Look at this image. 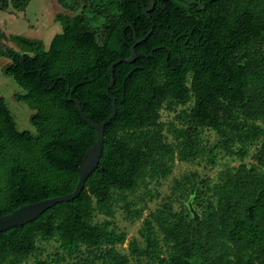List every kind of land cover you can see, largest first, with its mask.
Masks as SVG:
<instances>
[{
  "label": "trees",
  "instance_id": "16d2710c",
  "mask_svg": "<svg viewBox=\"0 0 264 264\" xmlns=\"http://www.w3.org/2000/svg\"><path fill=\"white\" fill-rule=\"evenodd\" d=\"M57 2L73 15L55 14L61 33L47 49L21 35L8 36L18 50L0 46V57L9 60L2 74L23 91L15 100L34 111L29 124L35 129L19 132L0 98V217L73 192L96 141L75 102L89 123L104 122L112 109L108 67L128 59L130 47L150 35L135 48L133 64L113 70L116 116L104 128L102 155L84 189L0 233V264H23L38 252V242L52 240L69 258L84 248L87 255L76 264H128L113 249L126 241L112 228L117 200L128 212L126 194L147 177L168 175L175 154L179 161L208 156L214 165V150L243 158L254 145L256 165L229 169L211 187L204 179L203 190L192 185L191 199L205 195L196 203L202 209L197 220L188 205V215L164 205L143 221L144 247L128 244L132 255L152 264H264V56L247 50L264 44V0H153L147 16L142 10L149 0ZM8 4L21 11L28 0H0V10ZM178 107L176 119L185 126L165 129L161 111ZM205 130L218 137L213 148L201 143ZM94 212L109 220L94 223Z\"/></svg>",
  "mask_w": 264,
  "mask_h": 264
},
{
  "label": "rangeland",
  "instance_id": "374dc122",
  "mask_svg": "<svg viewBox=\"0 0 264 264\" xmlns=\"http://www.w3.org/2000/svg\"><path fill=\"white\" fill-rule=\"evenodd\" d=\"M69 1V0H68ZM57 13L73 15L72 12L62 9L57 0H28L25 9L19 11L13 5L8 4L5 10H0V33L3 39L0 41L2 48H18L8 40L10 35H21L30 39L41 40L44 47L47 49L53 36L61 33V26L54 22V16ZM86 16H90L88 13ZM249 51H256L264 56V44L253 43L247 47ZM9 60L0 57V98H3L7 108L9 109L16 129L19 132L29 131L35 134V129L29 124V117L34 113L25 104L15 100L16 94H22V90L9 77L2 74V68ZM181 110L176 108L173 112L166 110L161 111V123L166 128L185 126L181 121L176 119V115ZM164 129V136L167 143H175L170 133ZM218 141V137L211 131L205 130L202 134L201 143L207 148H213ZM258 145L249 147L245 157L237 158L223 154V152L214 150L216 157L215 164L208 163V156H198L192 161H179L176 154L171 163L170 173L164 178L158 177L157 180L146 178L144 183L132 193H127L126 197L129 202V211L126 212L124 203L116 201L114 203V217L112 228L117 233H123L126 236V241L122 245H115L113 249L128 258V264H152V261L147 257H136L129 250V242L135 241L140 248L144 247V242L140 238L139 232L143 226V221L149 219L150 215L157 210L162 209L164 205L172 207L174 213H183L188 215V207L190 204L192 209L199 214L201 207L196 204H203L205 195H202L201 200L194 201L190 197L191 187L193 184L198 189H202V180H207L211 187L219 183L224 172L231 169H236L240 165L247 168L256 165L254 154ZM261 170V169H260ZM191 215V214H190ZM109 220L103 215L94 212L93 222L101 223ZM159 246L162 250V255L167 256L168 249L162 242V234L159 229L154 226ZM38 252L31 256L23 264H34L37 260L53 261V264H76L87 255L84 248H81V253L78 257H67L59 249V243L52 240L48 243L38 242ZM109 249V247L107 248ZM95 264H102L98 260Z\"/></svg>",
  "mask_w": 264,
  "mask_h": 264
},
{
  "label": "water",
  "instance_id": "95a60500",
  "mask_svg": "<svg viewBox=\"0 0 264 264\" xmlns=\"http://www.w3.org/2000/svg\"><path fill=\"white\" fill-rule=\"evenodd\" d=\"M152 1L153 0H149L150 8H143L142 13L144 16H147L148 13L152 12L153 10ZM149 35L150 33H148L143 39L136 41L130 47L128 59H121L117 62L112 63L108 67V74L110 78L112 79L107 87L106 94H107V98L112 103V109H111V115L104 122H102L100 125L89 123L85 115L83 114L80 104L78 102H75L76 108L78 109V112L80 113L83 122L87 124L93 131H95L96 141L86 151L82 159L78 180H77V183H76V186L73 192L65 196L54 197V198L46 199V200H43V201H40L34 204L21 206L15 211L3 217H0V233L10 230L12 228L21 227L23 225L30 223L31 221L37 219L41 214H43L45 211L49 210L51 207H53L56 204L70 202L78 198V196L84 189L87 179L91 176V174L95 171V169L97 168L99 164V160L101 158L102 150H103L104 128L108 126L114 120L116 116V98L112 97L109 93L110 89L114 85L113 70L115 67H117L119 64H122V63L123 64H133L136 61L135 48L141 45L143 42H145L147 38L149 37ZM188 207L194 219L197 220L198 219L197 213L192 209L190 204H188Z\"/></svg>",
  "mask_w": 264,
  "mask_h": 264
}]
</instances>
